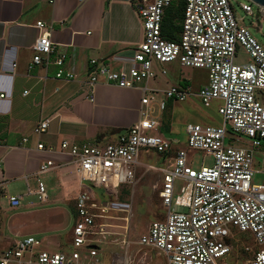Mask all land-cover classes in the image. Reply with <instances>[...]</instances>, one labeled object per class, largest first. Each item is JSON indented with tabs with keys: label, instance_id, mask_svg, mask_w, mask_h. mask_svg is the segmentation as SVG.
<instances>
[{
	"label": "built area",
	"instance_id": "1",
	"mask_svg": "<svg viewBox=\"0 0 264 264\" xmlns=\"http://www.w3.org/2000/svg\"><path fill=\"white\" fill-rule=\"evenodd\" d=\"M246 1L238 5L246 15L253 16L252 2ZM132 3L143 30L132 65L115 70L97 59H89L82 83L91 94L101 82L139 89V119L106 143L62 140L56 150L37 143L39 150L67 157L81 185L73 201L71 251L35 250L40 240L28 235L0 251V264H106L103 250L109 243L126 246L123 252H109L110 264H131L126 249L129 241L125 234L115 237L120 233L113 228L120 226L112 220L128 221L131 204L119 200L120 189L133 180L142 153L149 151L160 161L149 167L160 175L157 193L163 213L149 222L136 244L162 254L166 264H230L232 255L236 256L234 242L239 241L238 233L247 234L256 249L243 247L250 256L242 264H264V161L256 170L253 148L225 144L227 133L247 137L253 147L264 142V48L240 23L230 0ZM175 3H182L183 10L178 36L171 39L163 33V22L166 10ZM255 17L259 30L258 19L264 18L262 7L256 6ZM35 27L40 33L31 46L34 54L27 71L36 66H53L55 79H76L78 73L69 63L68 52L59 50L51 40L49 27L42 21H36ZM239 47L248 55V61H235ZM173 61L207 70L208 83L200 88L197 97L205 107L212 100H220L217 111L222 120L217 125L187 124L186 147L175 151L160 131L166 101H184L193 93L188 85L171 86L163 91V100L155 96L156 89L148 87L156 75L155 69L163 75L166 70L162 65ZM48 125L49 119L40 120L33 133H45ZM27 140L22 138L23 142ZM187 149L212 155L213 164L193 168ZM56 166L53 159L45 158L37 173H46ZM256 174H262L258 182L253 180ZM36 195L40 201L47 197L39 178ZM19 198L10 196L11 206H18ZM111 212L125 215L115 216Z\"/></svg>",
	"mask_w": 264,
	"mask_h": 264
},
{
	"label": "crops",
	"instance_id": "2",
	"mask_svg": "<svg viewBox=\"0 0 264 264\" xmlns=\"http://www.w3.org/2000/svg\"><path fill=\"white\" fill-rule=\"evenodd\" d=\"M36 21L44 22L58 49L68 52L76 79H55L53 66L27 71L34 54L31 46L40 33ZM142 39L132 0H0V94H4L0 97V251L28 235L51 239L66 222L67 212L60 204L67 203L74 220L73 201L81 189L71 173L74 167L65 156L37 149V143L54 150L62 140L106 143L135 123L141 107L139 89L101 82L91 94L82 82L89 59L115 70L132 65ZM46 118L47 131L35 135L33 128ZM23 137L28 140L23 142ZM45 158L57 166L38 174ZM46 174L61 188V197L49 200L47 195L40 201L37 179ZM13 195L20 197L16 207L9 202Z\"/></svg>",
	"mask_w": 264,
	"mask_h": 264
},
{
	"label": "rangeland",
	"instance_id": "3",
	"mask_svg": "<svg viewBox=\"0 0 264 264\" xmlns=\"http://www.w3.org/2000/svg\"><path fill=\"white\" fill-rule=\"evenodd\" d=\"M234 9V13L240 19V23L246 26L250 34L262 45L264 48V18L260 17L258 20L261 23L260 29H256V6L250 3L253 10V16L246 15L239 7L238 3L247 2L246 0H230ZM175 8V7H174ZM176 24H181V19L178 17L175 20ZM178 36V32L176 33ZM248 55L245 53L242 47L238 48L235 61L237 63H243L248 61ZM155 64V63H154ZM156 67V65H154ZM162 67L166 70L165 74H161L157 68L155 69V77L148 83V87L156 89L155 96L158 99H165L163 91L171 86L184 87L188 85L192 91V96L186 98L184 101H166V109L163 112L161 119V132L163 136L170 141L172 151L177 148L186 147V134L185 126L189 123H201V124H213L217 125L222 122L220 115L218 114V107L221 104L220 100H212L208 107L203 106L200 102L197 94L203 86L208 83V72L204 68H193L181 66L177 61L163 64ZM170 126V130H168ZM225 144H232L238 147L253 148L254 150V168L259 170L261 162L264 161V142L258 147H253L250 140L238 134L227 133L225 136ZM188 160L191 162V166L195 169H199L201 165L211 166L213 164V157L203 151L187 149ZM262 160V161H260ZM260 162V163H259ZM160 164L158 157L151 151L148 154L142 153L139 161V165L136 168L135 176L130 183L124 184L120 189L118 196L121 202H130L131 210L129 213L128 221L117 219L112 220L120 227H115L113 230L119 232V235L115 237H121L125 234L128 243V254L131 256V264H166L165 257L158 253L156 250L143 247L136 244L138 238L144 234L147 226L151 220H155L162 212L160 199L158 197V187L160 175L154 168H150V165ZM73 169H71L72 171ZM75 178L74 170L71 172ZM77 179V178H76ZM262 179V174H256L254 182H258ZM40 180L44 183L46 193L49 200L61 197V188L55 183L54 178L48 174L40 177ZM76 182H78L76 180ZM84 185L88 183L83 182ZM180 185V184H178ZM37 187V184H36ZM99 190L96 194L99 197ZM72 198V197H71ZM69 197V200L71 201ZM110 201L108 197H104ZM39 202V201H38ZM117 202V201H116ZM51 204H41L40 207L48 208ZM61 208L67 212L66 222L56 233L52 234L51 239H46L45 235L39 236L40 245L34 247L35 250H49V251H63L70 252L69 239L71 236V227L73 224V213L68 209L67 203L60 204ZM115 216H123L122 212H111ZM45 238V239H43ZM239 241L234 242V251L236 256L232 255L229 262L230 264H242L249 256L243 250L244 246H249L252 249H256L251 237L247 234L238 233ZM52 242L50 246H47V242ZM61 244V246H55V243ZM126 246L120 248V244L109 243L105 252L104 262L110 264L109 252L117 251L123 252Z\"/></svg>",
	"mask_w": 264,
	"mask_h": 264
},
{
	"label": "trees",
	"instance_id": "4",
	"mask_svg": "<svg viewBox=\"0 0 264 264\" xmlns=\"http://www.w3.org/2000/svg\"><path fill=\"white\" fill-rule=\"evenodd\" d=\"M175 7V8H174ZM182 3L172 4L165 12L164 22H163V33L166 37L171 39H176V33L180 30V25L175 23V20L179 17L182 18ZM118 130H113L114 133ZM120 131H118L119 133Z\"/></svg>",
	"mask_w": 264,
	"mask_h": 264
},
{
	"label": "water",
	"instance_id": "5",
	"mask_svg": "<svg viewBox=\"0 0 264 264\" xmlns=\"http://www.w3.org/2000/svg\"><path fill=\"white\" fill-rule=\"evenodd\" d=\"M249 1L255 4L256 6L262 7L264 9V0H249Z\"/></svg>",
	"mask_w": 264,
	"mask_h": 264
}]
</instances>
